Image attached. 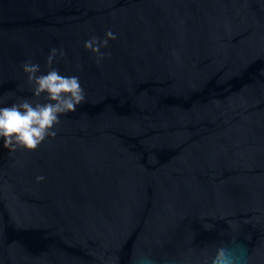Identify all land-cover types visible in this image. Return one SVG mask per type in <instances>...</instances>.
Returning a JSON list of instances; mask_svg holds the SVG:
<instances>
[{
  "label": "water",
  "instance_id": "95a60500",
  "mask_svg": "<svg viewBox=\"0 0 264 264\" xmlns=\"http://www.w3.org/2000/svg\"><path fill=\"white\" fill-rule=\"evenodd\" d=\"M52 48L85 100L0 138V264H264V0H0V106Z\"/></svg>",
  "mask_w": 264,
  "mask_h": 264
},
{
  "label": "clouds",
  "instance_id": "9594fccd",
  "mask_svg": "<svg viewBox=\"0 0 264 264\" xmlns=\"http://www.w3.org/2000/svg\"><path fill=\"white\" fill-rule=\"evenodd\" d=\"M105 35L103 40L94 35L84 44L86 49L96 54L98 64L106 55H110L101 49L108 47L110 39H116L110 29ZM58 54L63 56L64 52L57 48L50 50L47 56L49 70L46 73L41 72L38 63L30 60L23 63L34 98L18 97L16 102L8 106H0V138L4 141V147L12 151L18 148L37 149L46 138L56 136L55 126L60 123V116L74 112L84 102L85 93L79 77L62 75L53 67ZM4 104L5 102H0V105ZM36 179L42 181L44 177L38 176ZM143 259L153 262L150 256ZM204 264H241V257L234 250L219 247L213 254L205 257Z\"/></svg>",
  "mask_w": 264,
  "mask_h": 264
}]
</instances>
